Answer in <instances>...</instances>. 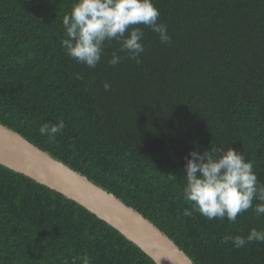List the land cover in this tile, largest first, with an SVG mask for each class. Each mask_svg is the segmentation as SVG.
Wrapping results in <instances>:
<instances>
[{
	"label": "trees",
	"instance_id": "trees-1",
	"mask_svg": "<svg viewBox=\"0 0 264 264\" xmlns=\"http://www.w3.org/2000/svg\"><path fill=\"white\" fill-rule=\"evenodd\" d=\"M73 3L0 0V123L142 213L195 264H264V243L222 241L264 229L258 201L235 222L183 215L193 148L235 147L264 183V0H154L171 43L137 25L141 62L112 41L95 68L62 46ZM113 51L123 57L115 66ZM59 119L65 128L49 142L39 128ZM85 257L156 264L78 202L0 164V264Z\"/></svg>",
	"mask_w": 264,
	"mask_h": 264
},
{
	"label": "clouds",
	"instance_id": "clouds-1",
	"mask_svg": "<svg viewBox=\"0 0 264 264\" xmlns=\"http://www.w3.org/2000/svg\"><path fill=\"white\" fill-rule=\"evenodd\" d=\"M160 11L154 0H74L70 13L63 16L65 37L61 43L66 54L80 64L95 68L101 61L106 43L119 42V52L137 64L145 51L142 39L144 25L158 34L162 44H170L167 25L159 23ZM123 57L113 51L109 65L115 66ZM76 79H82L76 74ZM105 91L110 83H104ZM65 128L63 119L56 123H44L39 128L49 142ZM184 199L192 205L183 215L191 216L198 211L209 220L224 219L235 222L238 214L253 208L257 216L264 215V183H260L253 163L235 147L224 149L211 144L201 151L193 148L185 157L183 168ZM223 243H231L239 249L251 243H264V229L252 228L246 236L225 235ZM84 264H90L88 257Z\"/></svg>",
	"mask_w": 264,
	"mask_h": 264
},
{
	"label": "water",
	"instance_id": "water-1",
	"mask_svg": "<svg viewBox=\"0 0 264 264\" xmlns=\"http://www.w3.org/2000/svg\"><path fill=\"white\" fill-rule=\"evenodd\" d=\"M0 164L78 202L121 232L156 264H195L142 213L1 123Z\"/></svg>",
	"mask_w": 264,
	"mask_h": 264
}]
</instances>
